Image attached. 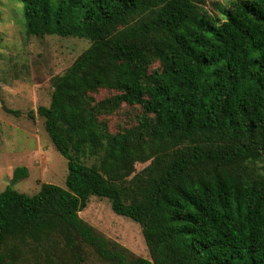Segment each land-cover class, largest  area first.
<instances>
[{
	"label": "trees",
	"instance_id": "obj_1",
	"mask_svg": "<svg viewBox=\"0 0 264 264\" xmlns=\"http://www.w3.org/2000/svg\"><path fill=\"white\" fill-rule=\"evenodd\" d=\"M22 3L28 35L90 45L38 107L67 187L20 192L28 168L14 170L0 193V264L58 240L112 264H264V0L217 13L204 0ZM101 89L113 93L97 99ZM123 104L133 123L112 132L104 116ZM93 195L141 225L151 259L80 217Z\"/></svg>",
	"mask_w": 264,
	"mask_h": 264
},
{
	"label": "rangeland",
	"instance_id": "obj_2",
	"mask_svg": "<svg viewBox=\"0 0 264 264\" xmlns=\"http://www.w3.org/2000/svg\"><path fill=\"white\" fill-rule=\"evenodd\" d=\"M231 0H204L206 9L217 13L216 4L227 7ZM90 41L78 37L28 35L22 0H0V193L11 184L14 170L28 168V176L14 185L20 192L33 195L44 183L67 187V159L57 150L38 114L39 106H49L53 80L63 74L88 48ZM160 68V62L151 71ZM113 91L101 89L102 99ZM110 131L117 132L133 123L129 105L104 116ZM148 163H137V170ZM264 166V163H263ZM80 217L95 231L126 247L134 256L151 259L141 225L117 214L108 198L93 195ZM24 246L13 255V264H112L99 256L93 246L77 240V248Z\"/></svg>",
	"mask_w": 264,
	"mask_h": 264
}]
</instances>
